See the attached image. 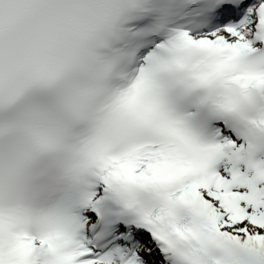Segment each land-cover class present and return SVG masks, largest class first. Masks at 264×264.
<instances>
[{"label": "snow or ice", "instance_id": "6c2138e0", "mask_svg": "<svg viewBox=\"0 0 264 264\" xmlns=\"http://www.w3.org/2000/svg\"><path fill=\"white\" fill-rule=\"evenodd\" d=\"M0 264H264V0H0Z\"/></svg>", "mask_w": 264, "mask_h": 264}]
</instances>
